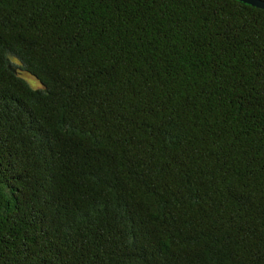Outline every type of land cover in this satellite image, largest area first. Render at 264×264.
<instances>
[{
  "label": "trees",
  "instance_id": "1",
  "mask_svg": "<svg viewBox=\"0 0 264 264\" xmlns=\"http://www.w3.org/2000/svg\"><path fill=\"white\" fill-rule=\"evenodd\" d=\"M0 264H264V9L0 0Z\"/></svg>",
  "mask_w": 264,
  "mask_h": 264
},
{
  "label": "water",
  "instance_id": "2",
  "mask_svg": "<svg viewBox=\"0 0 264 264\" xmlns=\"http://www.w3.org/2000/svg\"><path fill=\"white\" fill-rule=\"evenodd\" d=\"M253 7L264 9V0H238Z\"/></svg>",
  "mask_w": 264,
  "mask_h": 264
},
{
  "label": "rangeland",
  "instance_id": "3",
  "mask_svg": "<svg viewBox=\"0 0 264 264\" xmlns=\"http://www.w3.org/2000/svg\"><path fill=\"white\" fill-rule=\"evenodd\" d=\"M24 77L27 78L26 80L29 82V84H30L33 88H35L36 85L38 84V83H37L38 81L36 80V81H37V82H36V81H35V78H33V77H32V78H33L34 80H33L29 75H24Z\"/></svg>",
  "mask_w": 264,
  "mask_h": 264
}]
</instances>
